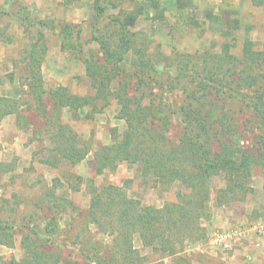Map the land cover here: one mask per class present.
Masks as SVG:
<instances>
[{
  "label": "rangeland",
  "instance_id": "1",
  "mask_svg": "<svg viewBox=\"0 0 264 264\" xmlns=\"http://www.w3.org/2000/svg\"><path fill=\"white\" fill-rule=\"evenodd\" d=\"M140 3L143 14L129 30L134 35L151 38L148 45L138 40L144 58L156 60L160 53L170 58L177 53L219 54L223 44H231V53L240 57L247 40L254 50L264 49V7L253 6L250 0H140ZM94 4L95 0H0V97L18 102L16 113L10 114L15 118L13 132L4 136L10 148L0 143L3 160L0 161V264H17L29 258L27 253L31 255V250H40L43 245L42 249L50 254L61 253L71 264H88L82 249L86 254L95 251L114 256V261L102 264H264V253L251 261L244 255L247 250L241 252V248L250 246L257 250L264 245L262 161L253 164L245 180L246 190L237 189L234 195L227 196L230 203L218 205L215 196L233 179L224 172L211 179L207 201L210 219L200 221L201 238L183 240L176 245L174 254L146 246L138 233L131 231L127 234L131 239L128 255L124 252L128 246L123 238L116 239L114 244L109 231L92 223L86 225L77 214L78 210L89 209L92 188L122 187L127 197L139 201L140 206L157 209L174 202L176 193L183 190L179 182L164 187L152 176L143 177L141 162L117 161L98 171L97 155L104 147L122 140L127 131L114 97L107 101L96 99V109L79 110V119H73L69 109L60 113L51 111L49 123L35 111L25 113L26 107L20 105L23 78L28 74L26 58L31 49L41 61L45 91L64 87L73 95L95 96L83 60L98 57L95 38L111 37L116 28L110 20L115 15L124 16L131 6L121 3L98 17ZM65 24L71 26V36L66 40L61 33ZM138 45L132 47L137 50ZM133 57V52L125 55L127 65ZM156 67L168 70L165 61L157 62ZM116 88L114 80L111 90ZM89 111L92 117L84 119ZM62 131L87 153L82 161L71 164L57 156L55 149ZM240 140L242 146H248L246 138ZM11 151L16 154L12 156ZM235 226L246 228L243 242L236 240L230 250L220 248L216 242L218 234ZM252 235L255 239L250 238ZM257 241L261 248L253 246ZM232 256L235 258L230 261ZM53 258L47 264H55Z\"/></svg>",
  "mask_w": 264,
  "mask_h": 264
},
{
  "label": "trees",
  "instance_id": "2",
  "mask_svg": "<svg viewBox=\"0 0 264 264\" xmlns=\"http://www.w3.org/2000/svg\"><path fill=\"white\" fill-rule=\"evenodd\" d=\"M125 2L131 9L110 20L116 28L111 37L95 38L98 57L83 60L95 89L94 97L73 95L64 87L45 91L41 61L31 49L26 58L28 74L23 78L20 105L26 107L25 113L35 111L49 123L51 111L69 109L72 118L79 119V110L96 109V99L107 101L114 97L127 131L122 140L104 147L97 155L98 171L117 161L141 162L143 177L152 176L164 187L179 182L183 190L176 193L174 202L157 209L140 206L139 201L127 197L122 187L92 188L89 209L78 210L77 214L86 225L92 223L109 231L114 244L123 238L128 255L131 239L127 234L131 231L138 233L146 246L174 254L176 245L183 240L201 238L200 221L210 219L207 201L211 179L220 172L233 179L215 196L218 205L227 204L231 201L227 196L234 195L237 189L246 190L245 180L255 161L264 162V49L254 50L247 40L240 57L231 53V44H223L219 54L177 53L170 58L160 53L156 60L144 58L138 40L148 45L151 38L129 30L143 14L140 0H95L94 9L100 17L106 9H115ZM250 2L264 7V0ZM70 30L68 24L61 27L64 39L71 36ZM135 45L139 46L137 50L132 47ZM128 52L135 57L127 65ZM164 61L167 71L156 67L157 62ZM114 80L117 88L111 90ZM17 103L15 99L0 97V122L16 113ZM91 117L89 111L84 119ZM60 132L57 156L71 164L82 161L87 153L78 148L72 136ZM242 138L247 139L248 146L241 145ZM41 247L44 245L40 250H31V255L27 253L29 258L17 264H47L53 256L55 264H71L61 253L50 254ZM81 251L88 264L114 261L113 255Z\"/></svg>",
  "mask_w": 264,
  "mask_h": 264
},
{
  "label": "crops",
  "instance_id": "3",
  "mask_svg": "<svg viewBox=\"0 0 264 264\" xmlns=\"http://www.w3.org/2000/svg\"><path fill=\"white\" fill-rule=\"evenodd\" d=\"M14 120H15V118H13L12 117V115H9V116H7V117H5L4 119H3V121H1V123H0V143L2 142V145L4 146V145H7L5 142H4V136H7V135H9L11 132H13V129H14V127H15V122H14ZM20 140L18 139L16 142H19ZM13 143H15V142H13ZM2 146V147H3ZM8 146V145H7ZM0 148H1V146H0ZM8 148H10L9 146H8ZM12 149V148H11ZM14 151V150H13ZM13 151H11V154H12V156H14L15 154H16V152H13ZM0 161H3V160H0ZM4 161H7L6 159H4ZM251 210V209H250ZM237 219H239V218H237ZM223 223H225V222H223ZM262 231H263V233H264V225H263V227H262ZM250 238H254L255 239V237L252 235ZM263 241H264V235L262 236V238H261ZM243 245V244H242ZM241 245V246H242ZM263 248H264V245H263ZM257 249V250H254V249H252V247H250L249 246V248H241V252L243 253L244 252V250H247V254L245 253L244 255H246V260H251V261H255V258H257L258 256H260V254L261 253H264V249ZM234 252H237L235 249H234ZM239 252V251H238ZM253 258H252V257ZM235 257L234 256H232L231 258H229V260L231 261V260H233Z\"/></svg>",
  "mask_w": 264,
  "mask_h": 264
},
{
  "label": "built area",
  "instance_id": "4",
  "mask_svg": "<svg viewBox=\"0 0 264 264\" xmlns=\"http://www.w3.org/2000/svg\"><path fill=\"white\" fill-rule=\"evenodd\" d=\"M246 228L243 226H235L232 228H228L225 231H222L217 236V243L220 248L224 250L232 249L233 245L238 242H243V239L247 236ZM256 248H261L262 245L259 241L253 244Z\"/></svg>",
  "mask_w": 264,
  "mask_h": 264
}]
</instances>
